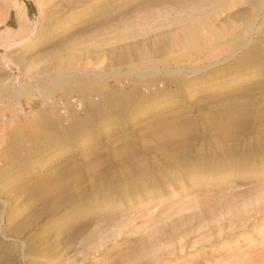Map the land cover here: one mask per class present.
I'll list each match as a JSON object with an SVG mask.
<instances>
[{
	"label": "rangeland",
	"instance_id": "1",
	"mask_svg": "<svg viewBox=\"0 0 264 264\" xmlns=\"http://www.w3.org/2000/svg\"><path fill=\"white\" fill-rule=\"evenodd\" d=\"M0 142V264H264V0H0Z\"/></svg>",
	"mask_w": 264,
	"mask_h": 264
},
{
	"label": "bare ground",
	"instance_id": "2",
	"mask_svg": "<svg viewBox=\"0 0 264 264\" xmlns=\"http://www.w3.org/2000/svg\"><path fill=\"white\" fill-rule=\"evenodd\" d=\"M19 8V7H18ZM22 10V9H21ZM21 14H22V12H20ZM18 14V13H17ZM26 14V13H25ZM23 27V23L22 22H20V28H22ZM33 28V27H32ZM35 29V28H34ZM23 30V29H22ZM21 30V31H22ZM18 32L20 31V30H17ZM24 31V30H23ZM19 33H22V32H19ZM33 33V32H32ZM10 37V36H9ZM12 39V38H11ZM10 39V40H11ZM24 39H21L20 41H23ZM11 44H16V41H11ZM10 44V45H11ZM9 44H7L6 46H8ZM17 66V65H16ZM11 70V69H10ZM19 73V72H18ZM22 73V72H21ZM31 73V72H30ZM21 75V74H20ZM15 76V75H14ZM13 78V77H12ZM17 79H18V77H17ZM59 79V78H58ZM27 85V84H26ZM20 87V86H19ZM13 89V88H12ZM72 97H77L78 98V100L79 101H82V102H84V107L83 108H85V104H86V101H87V99L86 98H84V97H80V96H76V95H73V96H68V97H53L51 100H50V103L57 109V112H58V116L59 117H61L62 118V120L65 122L69 117H71V115L72 114H77V112L79 113V112H81L82 110H74L75 108H73V107H70V110L72 111V110H74V111H72V113H69V116L67 117V118H65L64 117V115L62 114V113H60V103H59V99L58 98H67L68 100H70ZM89 97V96H88ZM97 98V97H96ZM46 104V103H45ZM87 105V104H86ZM53 108V107H52ZM54 108V109H55ZM50 109V108H49ZM55 112H56V110H55ZM75 117V116H74ZM61 118H59V119H61ZM71 118H73V117H71ZM62 120H60V121H62ZM69 120H70V118H69ZM69 120H68V122H69ZM67 122V123H68ZM66 123V122H65ZM2 142V141H1ZM0 142V143H1ZM49 238H50V242H51V244L53 245L54 243H55V238L52 236V235H50L49 236Z\"/></svg>",
	"mask_w": 264,
	"mask_h": 264
},
{
	"label": "built area",
	"instance_id": "3",
	"mask_svg": "<svg viewBox=\"0 0 264 264\" xmlns=\"http://www.w3.org/2000/svg\"><path fill=\"white\" fill-rule=\"evenodd\" d=\"M60 103V113L64 115L65 118L69 116V113H72L74 110H83L84 102L79 101L77 97H72L70 100L67 98H58ZM70 107L75 108L70 110ZM70 118V117H69ZM69 118L65 121L68 122Z\"/></svg>",
	"mask_w": 264,
	"mask_h": 264
}]
</instances>
